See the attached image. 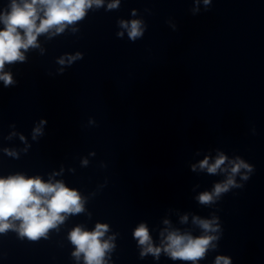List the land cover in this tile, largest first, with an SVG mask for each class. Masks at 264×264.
<instances>
[{
  "label": "clouds",
  "instance_id": "clouds-1",
  "mask_svg": "<svg viewBox=\"0 0 264 264\" xmlns=\"http://www.w3.org/2000/svg\"><path fill=\"white\" fill-rule=\"evenodd\" d=\"M103 2L104 0H11L10 10L0 14V22L4 25V28L0 29V80L5 86L13 83L11 74L3 71L5 64L23 62L24 52L30 47L38 46L39 35L48 33L52 29L55 33H62L66 26L82 20L86 11L93 5L100 7ZM210 2L211 0H203L205 5ZM118 3L119 0H114L113 3L108 4V8H115ZM120 26L127 29L131 40L143 35L139 20H132L130 23L120 21ZM118 35L123 36V32ZM79 57L80 54L77 53L76 56L70 57L69 61ZM64 62L63 58L59 60L60 64ZM43 123L44 121H41V124ZM39 134H42V129L36 127L33 138L35 139ZM226 160L227 157L220 154L214 163L209 164L208 158H205L200 162L199 167L206 168L210 174H215L218 170H225L221 166ZM241 169L251 172L252 166L239 158L232 161L227 179L223 183L216 184L213 192L202 193L199 196L200 203L210 204L214 197L226 193L231 187H237L235 176ZM242 179L247 180L248 176L245 174ZM83 211L84 201L80 194L60 181L44 182L39 177L25 178L22 175L0 178V233L12 229L18 231L22 237L37 240L45 237L50 229L62 224L67 215ZM182 219L186 221L187 217ZM15 221H19V225ZM193 221L203 229L205 235L193 237L190 234L182 235L177 231H170L161 242L162 247L153 246L148 228L140 224L133 236L142 246L141 256L152 254L158 257L163 251L173 260L192 261L195 264L196 261L203 259L212 246V241L217 239L216 236L207 233L218 231L219 226L215 218L208 220L194 217ZM107 231L108 225L100 223L91 232L79 226L75 227L68 237L75 246L72 255L79 260L83 254L85 264H106L105 254L114 246L110 242L111 238L102 239ZM215 264H231V262L228 257L218 256Z\"/></svg>",
  "mask_w": 264,
  "mask_h": 264
}]
</instances>
